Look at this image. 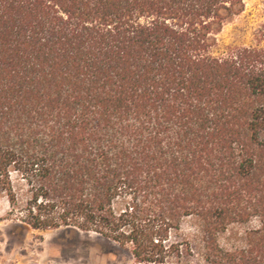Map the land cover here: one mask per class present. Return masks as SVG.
Here are the masks:
<instances>
[{
  "label": "trees",
  "instance_id": "16d2710c",
  "mask_svg": "<svg viewBox=\"0 0 264 264\" xmlns=\"http://www.w3.org/2000/svg\"><path fill=\"white\" fill-rule=\"evenodd\" d=\"M247 1L0 0L5 219L264 264V47L216 52Z\"/></svg>",
  "mask_w": 264,
  "mask_h": 264
},
{
  "label": "rangeland",
  "instance_id": "374dc122",
  "mask_svg": "<svg viewBox=\"0 0 264 264\" xmlns=\"http://www.w3.org/2000/svg\"><path fill=\"white\" fill-rule=\"evenodd\" d=\"M216 52L227 48L264 47V0L245 2L242 13L217 36ZM7 206L0 201V264H137L113 242L70 229L34 231L5 219ZM236 230L219 238L222 246L238 243Z\"/></svg>",
  "mask_w": 264,
  "mask_h": 264
}]
</instances>
